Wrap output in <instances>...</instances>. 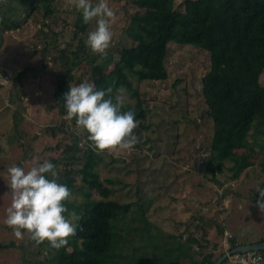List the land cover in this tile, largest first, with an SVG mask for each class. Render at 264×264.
I'll return each instance as SVG.
<instances>
[{
    "label": "rangeland",
    "instance_id": "1",
    "mask_svg": "<svg viewBox=\"0 0 264 264\" xmlns=\"http://www.w3.org/2000/svg\"><path fill=\"white\" fill-rule=\"evenodd\" d=\"M29 1L0 0L4 18L9 16L11 19L8 12L11 3L16 8H13L12 16L19 11L12 23L24 20L19 28L1 35L5 44L2 42L0 48V67L8 72L12 84L0 87V243H16L20 249L0 251V264H32L34 256L37 261L50 264L45 259L47 249L42 251L35 246L27 234L23 239H17L5 224L11 203L7 169L16 165L28 170L51 158L62 157L71 140L66 130L71 131L74 127L72 122L61 117L54 102L57 73L62 74L65 64L58 60V53L67 43L72 45L71 50L80 40L87 46L88 34L96 28L93 20L86 34L78 31L76 21L80 12L67 5L66 0H53L47 4L54 11L49 18L44 17L46 5L39 0L37 11L27 18L31 14ZM34 1L31 0V4ZM92 2L95 4L97 0ZM107 2L116 14V20L111 24L114 43L108 51L114 50L117 47L114 44L120 40L131 47L124 30L129 16L137 9L131 0ZM55 37L59 40L57 43ZM172 44L167 81L132 79L140 90L149 130L136 135L138 143L130 152L120 151L115 155L102 152L103 160L97 171L103 186L113 190L110 199L130 204L132 209L143 206L146 210H139L138 215H145L166 234L175 236L176 241L187 243L189 236L198 232L197 238H204L202 245L208 239L209 245L205 244V247L210 250L209 246H213L217 258L230 250L232 238L248 244L264 241V216L260 215L255 203L259 196L256 189L264 184V141L256 135L257 131L254 138L249 137L248 146L259 151L257 158L262 155L237 179H233L228 171L217 175V180L212 178L202 163V155L214 131L202 94L201 78L207 71L208 53L195 46ZM82 67L88 69L87 65ZM261 82L264 83V73ZM35 88L41 89L42 94H36ZM124 96V103L134 107L136 99L126 91ZM8 99H11L10 106L4 103ZM61 123L66 124L65 133L57 131L53 136L48 129ZM77 178L84 191L74 198L81 201L87 190L81 177ZM93 196L97 200L102 198L97 193ZM218 225L227 232L226 235L220 234ZM180 234L184 239L179 237ZM25 246L31 254L25 255Z\"/></svg>",
    "mask_w": 264,
    "mask_h": 264
},
{
    "label": "trees",
    "instance_id": "2",
    "mask_svg": "<svg viewBox=\"0 0 264 264\" xmlns=\"http://www.w3.org/2000/svg\"><path fill=\"white\" fill-rule=\"evenodd\" d=\"M41 1L46 5L44 17H51L54 11L47 4L53 0ZM29 2L31 14L27 18L40 5L39 0ZM131 3L137 10L129 16L124 30L131 47L123 45L120 40L114 44L117 46L114 50L108 51L106 58L93 54L81 40L73 50L70 43L59 50L58 60L65 64L62 74L57 73L54 102L61 117L65 120L67 113L62 97L69 91L70 84L78 86L88 80L94 82L97 89L123 87L132 99H136L134 107L124 103L122 109L135 113L137 127L134 135L148 131L144 102L132 79L137 77L139 82L167 81L170 45L195 46L209 57L207 71L201 80L207 115L213 121L214 130L202 155V163L213 179L217 180L216 176L225 171L237 179L262 155L257 158L259 151L250 148L248 143L256 131L264 141V83H260L264 73V0H131ZM0 22L5 26L0 30V36L4 30L21 26L17 22L8 25L2 15ZM76 26L83 33L89 26L83 22L81 13ZM56 39L54 42L59 41ZM71 122L75 129V121ZM65 127L66 124L61 123L48 130L56 136L57 131L65 133ZM74 129L66 130L71 140L62 157L51 158L48 162L57 166L61 176L59 182L66 184L71 191L70 200L66 202L69 213L75 211L81 218L75 221L78 225L76 235L70 238L66 247L57 250L47 241L37 246L42 251L48 250H45L47 263L215 264L226 254L223 252L215 258L213 246L207 250L205 244L209 245V241L207 239L202 245L204 238H197L198 232L190 235L187 243L176 241L175 236L166 234L145 215H138L139 210H146L143 206L132 209L130 204L110 199L113 190L103 186L97 171L103 160L102 152L97 153L86 142L87 133L77 135ZM78 176L87 190L81 201L74 198L84 191L78 185ZM94 193L102 198L97 200ZM259 199L260 193L255 203ZM198 221L202 222V219L198 218ZM216 228L220 234L225 233L219 225ZM179 237L184 239L181 234ZM243 245L232 238L230 251ZM12 248L20 249L16 243H0V251ZM24 249L25 255L31 254L26 246ZM256 253L264 259V251ZM229 261L227 258L222 264ZM31 262L43 264L35 256Z\"/></svg>",
    "mask_w": 264,
    "mask_h": 264
},
{
    "label": "clouds",
    "instance_id": "3",
    "mask_svg": "<svg viewBox=\"0 0 264 264\" xmlns=\"http://www.w3.org/2000/svg\"><path fill=\"white\" fill-rule=\"evenodd\" d=\"M66 4L82 14L85 24L96 21L86 45L93 54L106 58L114 43L111 24L116 20L107 0H97L95 4L92 0H66ZM125 91L123 87L97 89L94 82L85 80L78 86L70 84L69 91L62 97L67 113L65 120L75 121L77 135L87 133L86 142L97 153L130 152L138 143L134 135L135 113L122 110ZM6 179L11 203L5 224L15 237L23 239L27 234L35 246L47 241L57 250L66 247L76 235L78 225L75 221L81 217L75 211L69 213L66 207L72 194L66 184L59 182L61 176L57 166L48 161L28 170L13 165L7 169ZM256 190L260 193L256 206L264 216V188Z\"/></svg>",
    "mask_w": 264,
    "mask_h": 264
},
{
    "label": "built area",
    "instance_id": "4",
    "mask_svg": "<svg viewBox=\"0 0 264 264\" xmlns=\"http://www.w3.org/2000/svg\"><path fill=\"white\" fill-rule=\"evenodd\" d=\"M10 76L0 70V87L8 86L10 84ZM227 232H225V235ZM232 264H264V259L256 252H247L243 254H236L230 257Z\"/></svg>",
    "mask_w": 264,
    "mask_h": 264
},
{
    "label": "crops",
    "instance_id": "5",
    "mask_svg": "<svg viewBox=\"0 0 264 264\" xmlns=\"http://www.w3.org/2000/svg\"><path fill=\"white\" fill-rule=\"evenodd\" d=\"M21 3L23 4V6H24V2L23 1H21ZM13 8H15L14 6H13V4H9V15L11 16V19H9V16H5V18L7 19V21L9 22L8 23V25H13L14 24V22L12 23V21H16V20H14V19H16V17L18 16V14H19V11H17V13H16V15L15 16H12V11H14V9ZM16 9V8H15ZM0 15H1V12H0ZM4 16V15H3ZM3 27V29H4V25L3 24H0V30H1V28ZM11 31L12 30H6L4 33H7V32H9V33H11ZM3 34V33H2ZM2 42H4V40L2 39V36H0V46H2ZM4 44H5V42H4ZM1 48V47H0ZM4 48H6V46L4 47ZM0 69L2 70V71H4L5 73L7 72L5 69H3V68H1L0 67ZM8 73V72H7ZM10 76V75H9ZM10 84H12V80H11V83ZM10 84L8 85V87L10 86ZM34 92L36 93V94H38V95H41L42 94V92H41V89H37V88H35L34 89ZM2 94V93H1ZM4 95V94H3ZM2 100H3V98H2ZM4 103H6V104H8L9 106H10V104H11V99L9 100H4ZM1 112H2V110H1ZM15 119V118H14ZM38 126H40L41 128L43 127V125H40L39 123H38ZM237 242L239 243V244H241V245H243V244H245V245H252V244H257V243H264V241H255V242H252V243H244L243 241H239V240H237ZM229 251H227V253H228Z\"/></svg>",
    "mask_w": 264,
    "mask_h": 264
},
{
    "label": "water",
    "instance_id": "6",
    "mask_svg": "<svg viewBox=\"0 0 264 264\" xmlns=\"http://www.w3.org/2000/svg\"><path fill=\"white\" fill-rule=\"evenodd\" d=\"M29 12L25 15L24 19L27 17ZM23 21L24 20L19 21V23H22ZM260 251H264V243L239 246L238 248L231 250L228 253H226L219 260H217V262L215 264H222L227 258H230L236 254H243V253H247V252H260Z\"/></svg>",
    "mask_w": 264,
    "mask_h": 264
}]
</instances>
